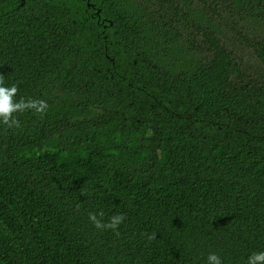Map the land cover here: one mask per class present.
Instances as JSON below:
<instances>
[{
	"label": "trees",
	"instance_id": "16d2710c",
	"mask_svg": "<svg viewBox=\"0 0 264 264\" xmlns=\"http://www.w3.org/2000/svg\"><path fill=\"white\" fill-rule=\"evenodd\" d=\"M88 2L0 0L3 86L48 104L0 123V264H246L264 252V0Z\"/></svg>",
	"mask_w": 264,
	"mask_h": 264
},
{
	"label": "clouds",
	"instance_id": "9594fccd",
	"mask_svg": "<svg viewBox=\"0 0 264 264\" xmlns=\"http://www.w3.org/2000/svg\"><path fill=\"white\" fill-rule=\"evenodd\" d=\"M3 77H0V123L11 127H19L18 121L13 119V114L17 112H23L25 110H34L37 114H44L48 108V104L43 100H27L21 98L16 101L14 97L18 93V88L14 84L11 87L3 86ZM104 213H89L88 219L93 226L98 230H112L115 232L119 225H121L125 219L123 215H113L109 217L107 222H103ZM153 237H149L152 239ZM207 264H222L218 255L210 253L207 257ZM246 264H264V252L252 253Z\"/></svg>",
	"mask_w": 264,
	"mask_h": 264
},
{
	"label": "water",
	"instance_id": "95a60500",
	"mask_svg": "<svg viewBox=\"0 0 264 264\" xmlns=\"http://www.w3.org/2000/svg\"><path fill=\"white\" fill-rule=\"evenodd\" d=\"M89 0H87V7H90L91 5L89 4V2H88ZM24 2H25V0H20V3H19V5L18 6H23L24 5ZM99 9H97V11H96V14H98L99 13Z\"/></svg>",
	"mask_w": 264,
	"mask_h": 264
}]
</instances>
